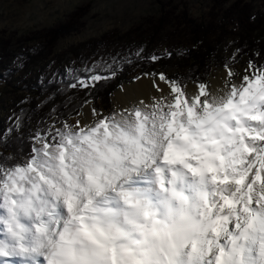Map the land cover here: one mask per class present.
<instances>
[{"label": "snow or ice", "instance_id": "6c2138e0", "mask_svg": "<svg viewBox=\"0 0 264 264\" xmlns=\"http://www.w3.org/2000/svg\"><path fill=\"white\" fill-rule=\"evenodd\" d=\"M144 52L132 55L171 57ZM235 62L195 92L144 71L149 98L87 115L85 100L41 121L27 151L0 154V264H264V64ZM132 63L68 69L67 87Z\"/></svg>", "mask_w": 264, "mask_h": 264}, {"label": "rangeland", "instance_id": "374dc122", "mask_svg": "<svg viewBox=\"0 0 264 264\" xmlns=\"http://www.w3.org/2000/svg\"><path fill=\"white\" fill-rule=\"evenodd\" d=\"M244 15L264 21V0H0V134L8 136V129L15 128L21 108L29 106L38 112L49 107L51 102H45L51 91L69 82L68 69L79 71L102 60L111 63L113 57L134 61L124 64L129 66L127 80L114 89L107 107L91 101L83 112L90 113L93 106L105 114L122 108L124 101L116 93L148 79H137L142 77L141 62L132 53L145 48L150 39L154 43L145 50L147 56L188 49L193 38L221 41L220 58L205 79L220 83L225 62L235 56ZM160 20L169 25L160 30ZM60 27H66V33L55 39ZM103 40H107L104 45ZM41 46L35 64L21 68V57ZM248 61L244 57L231 66L243 73ZM158 71L182 79L188 67L173 61ZM185 83L187 88L196 87L189 80ZM31 86L39 89V95L30 94ZM138 100L135 97L129 103ZM38 123L36 119L30 125L31 133L39 128Z\"/></svg>", "mask_w": 264, "mask_h": 264}, {"label": "trees", "instance_id": "16d2710c", "mask_svg": "<svg viewBox=\"0 0 264 264\" xmlns=\"http://www.w3.org/2000/svg\"><path fill=\"white\" fill-rule=\"evenodd\" d=\"M243 18L244 19L240 22L238 29L240 33L239 42L235 51L236 62L245 57L248 60H254L258 64H264V21H259L255 17H249L247 15H244ZM166 19L169 18L167 17ZM164 21L165 20H160L159 24L157 23V27L160 30L169 25L168 22L166 23ZM69 24L71 25L72 23ZM61 33H66V27H60L58 32H54V38L57 39L58 35ZM105 41L107 40H103V42L100 43L104 45ZM106 43L107 42H105V44ZM153 43L154 40L150 39L144 49L146 50ZM189 43L191 45H189L190 48L175 52L169 51L171 57L165 58L159 63L152 64L146 60H139V62H141V71L139 74L142 75L144 71L164 70L171 66L173 61H180L188 67V73L181 77L183 82L188 80L194 83L197 80L205 81L210 73L213 63L220 58V47L222 42L218 41L212 43L207 42L203 38H193ZM42 48L43 46L38 50L36 48L32 54H24L20 59L21 68L22 66L27 68L35 64V61L43 51ZM237 49L240 51L237 52ZM257 53H259V55H257ZM144 56L147 55L144 54ZM120 67H122V70L117 72L115 78L101 81L94 89H70L67 87V85L72 82L70 78L69 82L61 86V89L58 90L57 88H54L51 91V98L45 102L46 104L51 102L49 107H42L38 112L37 110H32L29 106L25 109L21 108L16 116L17 120L20 121L21 126L18 131H13L8 134L6 144H0V154L3 156L12 155L15 157L19 153L27 151L31 142L30 125L35 122L36 119H39V128H42L44 124H42L41 121L48 122L51 120L50 118L54 116L63 117V114L78 108L85 100L94 102L100 101L105 107H107L114 89L127 80L129 66L121 65ZM176 78L180 77L177 76ZM29 92L31 95H39V89L36 87L34 88L31 86ZM73 115H75V113H73Z\"/></svg>", "mask_w": 264, "mask_h": 264}, {"label": "bare ground", "instance_id": "6f19581e", "mask_svg": "<svg viewBox=\"0 0 264 264\" xmlns=\"http://www.w3.org/2000/svg\"><path fill=\"white\" fill-rule=\"evenodd\" d=\"M220 83L214 81L212 82L213 86H217ZM151 88H153L152 81L150 79H143L141 82H139L136 85L134 84L126 85L121 91H118L116 93V97L117 99H122L124 101L123 107H128L129 104H131L129 103V101H131L135 97L140 99H147L151 95H153L154 91ZM188 91L195 92L196 87L190 85L188 87ZM85 114L87 115L90 113L85 112Z\"/></svg>", "mask_w": 264, "mask_h": 264}]
</instances>
